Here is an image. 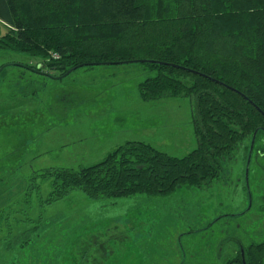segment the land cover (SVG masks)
Wrapping results in <instances>:
<instances>
[{
  "label": "rangeland",
  "instance_id": "1",
  "mask_svg": "<svg viewBox=\"0 0 264 264\" xmlns=\"http://www.w3.org/2000/svg\"><path fill=\"white\" fill-rule=\"evenodd\" d=\"M44 71L38 59L0 50V264H224L237 243L263 241L264 134L223 159L202 189L98 201L74 192L41 210L44 182L25 209L30 178L44 170L91 166L127 141L178 158L196 148L192 100L141 101L138 85L154 76L144 66L55 79Z\"/></svg>",
  "mask_w": 264,
  "mask_h": 264
},
{
  "label": "trees",
  "instance_id": "2",
  "mask_svg": "<svg viewBox=\"0 0 264 264\" xmlns=\"http://www.w3.org/2000/svg\"><path fill=\"white\" fill-rule=\"evenodd\" d=\"M0 23V50L40 60L46 77L140 64L154 73L138 85L141 101L193 103L190 153L178 158L127 141L91 166L34 174L25 209L44 182L51 189L38 197L41 210L74 192L98 201L202 189L218 177L223 159L264 134V0H0ZM242 255L244 264H264V239L237 243L224 264H243Z\"/></svg>",
  "mask_w": 264,
  "mask_h": 264
},
{
  "label": "water",
  "instance_id": "3",
  "mask_svg": "<svg viewBox=\"0 0 264 264\" xmlns=\"http://www.w3.org/2000/svg\"><path fill=\"white\" fill-rule=\"evenodd\" d=\"M72 71H73V70H71V71H68V72L65 74V76L69 75V74H70ZM241 254H242V250H241ZM242 263L244 264L243 255H242Z\"/></svg>",
  "mask_w": 264,
  "mask_h": 264
}]
</instances>
